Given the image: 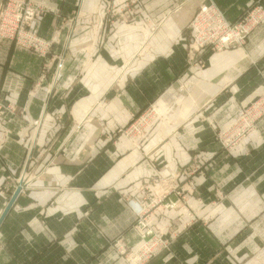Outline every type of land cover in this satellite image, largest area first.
<instances>
[{
	"label": "crops",
	"instance_id": "0c3cea01",
	"mask_svg": "<svg viewBox=\"0 0 264 264\" xmlns=\"http://www.w3.org/2000/svg\"><path fill=\"white\" fill-rule=\"evenodd\" d=\"M34 1L50 9L35 25L38 35L58 37L53 51L66 58L56 85L48 75L35 93L32 86L40 79L31 61L35 56L0 42V84L12 73L28 77L19 94L0 91V103L10 106L0 120V218L20 172L36 148L42 149L20 140L31 122L41 118L43 133L57 132L45 119L55 111L73 115L76 123L59 126L52 150L47 145L49 155H38L41 165L52 157L53 165L33 190L16 198L3 219L0 264H99L107 242L135 220L134 210L121 199L132 181L171 178L201 150L213 157L212 165L204 175L181 182L185 188L196 182L193 196H201L208 208L216 206L211 203L217 188L227 193L215 230L196 226L175 241L169 257L149 264H242L248 258L256 264L263 252L256 237L264 242V120L258 128L263 139L243 148L250 149L249 156L225 157L214 134L235 116L238 102L264 88V24L254 29L244 50H205V69L197 72L187 61V42L194 14L209 0ZM210 1L230 21L252 6L264 10V0ZM106 7L111 10L105 12ZM71 24L75 30L66 51ZM152 108L160 116L153 137L134 146L119 130ZM141 148L148 153L141 155ZM97 195L104 198L98 202ZM242 214L254 228L249 236L241 233ZM227 242L235 246L229 255L221 252ZM244 247L250 252H242Z\"/></svg>",
	"mask_w": 264,
	"mask_h": 264
},
{
	"label": "rangeland",
	"instance_id": "374dc122",
	"mask_svg": "<svg viewBox=\"0 0 264 264\" xmlns=\"http://www.w3.org/2000/svg\"><path fill=\"white\" fill-rule=\"evenodd\" d=\"M133 1L139 2V0ZM204 6H208V8L212 7V10L218 11V14L223 17L224 21L228 22V25L226 29L218 28L216 30L211 29L207 31L208 35L212 34L210 35L211 41L209 44H204V46L200 47L198 42L204 39L196 36L194 22L196 17L202 12ZM110 8H112V6H110ZM108 9L109 8L106 7L105 12ZM49 11L50 9L48 6L35 2L34 0H2L0 4L1 34H4L0 37V42L10 41L14 43L16 47L25 51H30V53L35 56L34 59H36V62L31 60L33 65H35L33 69L35 71L39 70L40 72V79L32 86V90H34L35 93L42 88L43 79H47L48 75L56 78L54 79V85H56L57 80L59 81V76H62V71L64 70L63 61H65L66 58L65 53L60 57L53 51V45L58 42V37H55L54 40H52L53 38L46 40L38 35V31L35 28L37 21ZM18 12L20 14H17ZM130 12L132 13L134 10ZM26 13L33 15V17L30 16L33 20H26L25 18L28 16ZM9 15H12V18L15 19V26L10 20H6V17ZM17 16L20 19L22 16L24 18H22L21 21L16 20ZM19 21L20 23L17 27V22ZM109 22L111 23V21ZM73 24H71L73 26L72 34L67 38L68 44L64 48L66 51L69 48L71 43L70 39H72L75 30V25ZM263 24L264 10L261 5L252 6L247 9L238 20L230 21L210 0L208 3L202 4L194 14L190 24L191 34L187 42V61L191 64L190 67L197 68V72L205 69L203 53L207 49H210L213 53L224 52L228 49L244 50L248 45L249 38L254 29ZM243 25H245L246 28L240 31V39H235L234 32H239L236 30H240ZM231 32H233V34H231L232 36L230 38L227 35ZM223 40H226V44L222 42ZM218 45H223L224 47L222 49L215 48ZM54 55H56V59H54ZM40 60H42V63ZM50 61L52 62L50 63ZM53 63H56V69L53 68ZM18 71L25 73V70L22 69H18ZM262 75H264V73H262ZM18 82L21 83L18 84ZM27 82L28 77L25 74H9L0 84V91L6 94L17 95L25 89ZM261 89L262 90L253 98L247 100L245 98L238 102L235 116L231 117V120L223 129L215 132V142L221 147V152L225 153V157H234L237 154H239L238 157H241L242 154L239 152H243L244 155L248 154L249 156L251 154L250 149L246 150L247 146L249 147L248 143L263 139V135L258 129L259 124L264 120V88L261 87ZM183 90L185 91V86ZM9 109L10 106L0 103V120L4 117L2 114L6 113ZM155 112V109L152 108L146 116L135 118L129 124L128 128H124V130L120 129L119 132L125 135V137L129 139L128 141H131L134 146H137V142L149 140L151 136L153 137L152 131L156 123L160 121V116ZM50 114L51 115L45 117V119L50 120V124L53 126L52 128H55V126L57 127V132L51 129L52 132L43 133V125L45 122L43 119L39 118L31 122V130L23 137H20V140L23 139L25 143L27 140L32 142V144L34 143L33 148L38 146L39 148L42 147V149L36 148V152L33 153V156L29 159L28 167L26 166V168L20 172L19 180H17V182L15 181V186L12 189V191L15 189L12 197L19 187L20 192L18 196L25 195L30 190H33L35 187L33 185L34 182L37 181L39 176L46 171V168L53 165L54 162L52 157L45 165H41L38 155L44 154L45 157L49 155L47 153V148L49 146L52 150L53 141L55 139L58 140L59 126L64 127L76 123L73 115H71L70 118H65L64 113L60 114L59 112L52 111ZM77 125H81L80 121H77ZM73 137L74 136H70L71 139H73ZM67 141L66 139V142ZM50 144H52V146H50ZM244 146L246 147L245 149H243ZM139 148L140 147H138V149ZM138 151L141 155L148 153H145V149L142 148ZM197 153L194 154L189 165L182 168L180 172H177L171 178L149 177L141 181H132V187L126 189L124 194L122 193L121 199L126 205L132 208V211L134 210L133 213L135 212L134 214L136 216L135 220L127 232L107 242L106 250L100 254L99 264H149L158 258L164 256L169 257V255L173 253L175 241L182 235H185V233L194 230L196 226L204 225L211 232L215 230L212 227L220 217V213L218 212L220 204H223L224 201H228L227 193L225 194L217 188L214 195L215 201L211 203L216 204V206L212 205L211 208H208L210 204L206 205V202L201 199V196H193L196 192V182H188L189 188H185L186 184L181 182H185V180H188V178L195 173L204 175V169H206L209 164L212 165L213 157L207 156L202 150ZM152 165L154 167L156 166L154 161H152ZM16 183L18 186L17 188ZM103 198L104 197L101 195H97L96 197L98 202ZM189 198L190 202L188 200ZM192 198H195L196 202H192ZM134 204H137L139 209L134 208ZM227 216H229V214ZM247 217L248 216L242 214V222L245 225H243L241 233H247L249 236L254 228H252L251 220ZM226 236L228 237L229 234H226ZM256 239L259 247H262L261 250L263 251L262 254H258V261L256 264H264V261H262V259L264 260V242L259 237H256ZM230 243L227 242V245H223L221 252L227 255L232 254L235 250V246ZM246 247L243 248L242 252L246 253L248 248ZM247 252H250V250ZM242 264L254 263L248 258L244 260Z\"/></svg>",
	"mask_w": 264,
	"mask_h": 264
},
{
	"label": "built area",
	"instance_id": "2783aa9c",
	"mask_svg": "<svg viewBox=\"0 0 264 264\" xmlns=\"http://www.w3.org/2000/svg\"><path fill=\"white\" fill-rule=\"evenodd\" d=\"M218 13H219L218 11L216 12V11L212 10V7L208 8V6H204L202 12H200V14L196 17L195 22H194V28L196 30V36L198 38L204 39L202 41L199 40V42H198L199 44L198 45L200 47L204 46V44H209V42L211 41V36L210 35H212V34L208 35L207 31H210L211 29L216 30L218 28L226 29V26L228 25L227 24L228 22L224 21L223 17H221ZM8 14H10V13H8ZM17 14H20V13L18 12ZM26 15H28L25 18L26 20H33V18H32L33 15H31L29 13H26ZM30 16H32V17H30ZM22 18H24V17L22 16ZM21 19L18 16L16 18V20H20V21H21ZM6 20H10L12 23H14V26H15V19L12 18V15H9L8 17H6ZM20 21L17 22L18 23L17 27L19 26ZM245 28H246L245 25H243V27L240 30L239 29L236 30V31H239V32H234L235 39H240V36H241V32L240 31L242 29H245ZM1 29H2V27L0 25V37H2L4 35V34H1V31H2ZM14 30H15V28H14ZM231 34H233V32H231L227 36H229L231 38V36H232ZM226 40H223L222 42L224 44H226L225 43ZM228 41H230V40H228ZM223 47H224L223 45H218L215 48L222 49ZM20 83L21 82H18V84H20Z\"/></svg>",
	"mask_w": 264,
	"mask_h": 264
},
{
	"label": "water",
	"instance_id": "95a60500",
	"mask_svg": "<svg viewBox=\"0 0 264 264\" xmlns=\"http://www.w3.org/2000/svg\"><path fill=\"white\" fill-rule=\"evenodd\" d=\"M19 192H20V187L16 190L14 196L12 197L11 199V202L9 203L8 207L6 208L5 212L3 213V215L1 216L0 218V225L3 221V219L5 218L6 214L9 212V210L11 209L12 205L14 204L16 198L18 197L19 195Z\"/></svg>",
	"mask_w": 264,
	"mask_h": 264
}]
</instances>
